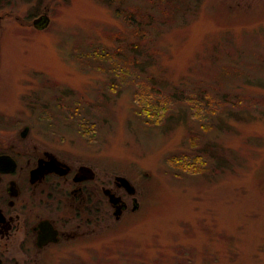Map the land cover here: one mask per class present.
Returning a JSON list of instances; mask_svg holds the SVG:
<instances>
[{
	"label": "rangeland",
	"instance_id": "374dc122",
	"mask_svg": "<svg viewBox=\"0 0 264 264\" xmlns=\"http://www.w3.org/2000/svg\"><path fill=\"white\" fill-rule=\"evenodd\" d=\"M158 1H130L156 15L138 38L103 0H0V129L27 123L138 190L140 210L100 243L42 264H264V0H200L173 25ZM119 49L97 65L123 75L83 64ZM180 159L202 172L173 169Z\"/></svg>",
	"mask_w": 264,
	"mask_h": 264
},
{
	"label": "flooded vegetation",
	"instance_id": "af4514ba",
	"mask_svg": "<svg viewBox=\"0 0 264 264\" xmlns=\"http://www.w3.org/2000/svg\"><path fill=\"white\" fill-rule=\"evenodd\" d=\"M120 177L40 143L27 123L0 129V264H42L56 251L100 243L140 210L137 188L129 195Z\"/></svg>",
	"mask_w": 264,
	"mask_h": 264
},
{
	"label": "trees",
	"instance_id": "16d2710c",
	"mask_svg": "<svg viewBox=\"0 0 264 264\" xmlns=\"http://www.w3.org/2000/svg\"><path fill=\"white\" fill-rule=\"evenodd\" d=\"M131 0H103V2L110 8H113L115 11V14L117 17L121 18L124 23H126L132 30V35H135L136 37L140 38L145 36L147 31H150L149 27L151 26V22L153 21L155 14L145 15L141 12L139 8H135L132 10V6L130 5ZM200 0H159L157 4H152L153 9L155 8L159 12V21L160 24H175L183 15L191 12L193 10V4L198 3ZM152 18V19H151ZM164 26V25H163ZM142 45H131L130 50L131 52H137L138 49H141ZM122 50H117V53H113L109 55L103 50H94L91 54H87L85 57V61L83 64L86 66H89L91 68H95L98 62H107L110 61V59L117 57L118 53ZM123 52V60H125V63L128 66H139V62L137 61V58L134 57L133 54L125 55L124 57ZM122 60V61H123ZM120 69L112 65L111 68H101L97 65V69L103 71L106 74H114L116 76L123 75V68L119 65ZM145 69H142L141 71L144 72ZM121 83H123V79L120 80ZM139 113V112H137ZM146 115L147 119L145 120V123L156 126L157 122L154 121L152 118H157L159 115L155 112H149L144 111L142 112ZM141 113V114H142ZM151 116V120L148 119ZM80 125L84 128H86L85 125L82 123V120H80ZM89 129V128H87ZM197 162L204 164L202 161L197 160ZM172 168L179 169L181 172L190 174V175H198L200 172H202V169L197 166L194 163H189L187 160H174L170 162ZM172 173V172H171ZM173 175H176L175 173H172Z\"/></svg>",
	"mask_w": 264,
	"mask_h": 264
},
{
	"label": "water",
	"instance_id": "95a60500",
	"mask_svg": "<svg viewBox=\"0 0 264 264\" xmlns=\"http://www.w3.org/2000/svg\"><path fill=\"white\" fill-rule=\"evenodd\" d=\"M50 24V18L47 15L40 16L39 18H36L33 21V27L37 30H43L46 29ZM29 131V128L25 129V134H27ZM119 180L123 183V188L129 195H135L136 194V188L132 185V183L125 177H120ZM114 198V197H113ZM113 202H116L117 199H113ZM138 208V206H135V210Z\"/></svg>",
	"mask_w": 264,
	"mask_h": 264
}]
</instances>
